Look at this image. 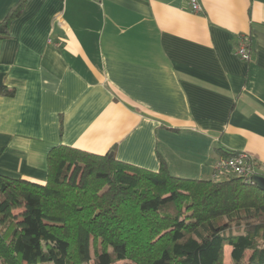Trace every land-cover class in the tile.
Segmentation results:
<instances>
[{"label": "crops", "instance_id": "0c3cea01", "mask_svg": "<svg viewBox=\"0 0 264 264\" xmlns=\"http://www.w3.org/2000/svg\"><path fill=\"white\" fill-rule=\"evenodd\" d=\"M197 1L26 0L0 41V175L45 184L57 146L186 179L223 153L262 169L264 0Z\"/></svg>", "mask_w": 264, "mask_h": 264}, {"label": "trees", "instance_id": "16d2710c", "mask_svg": "<svg viewBox=\"0 0 264 264\" xmlns=\"http://www.w3.org/2000/svg\"><path fill=\"white\" fill-rule=\"evenodd\" d=\"M226 247L231 264H264V190L237 177L179 178L163 160L150 171L68 146L49 152L45 184L0 175V264H224Z\"/></svg>", "mask_w": 264, "mask_h": 264}, {"label": "built area", "instance_id": "2783aa9c", "mask_svg": "<svg viewBox=\"0 0 264 264\" xmlns=\"http://www.w3.org/2000/svg\"><path fill=\"white\" fill-rule=\"evenodd\" d=\"M190 4L193 12L199 13L202 8L197 0H190ZM237 55L245 60L249 61L251 58L250 51L247 47V38L242 37L238 43L236 49ZM264 177V166L262 169L258 168L255 159L246 153H237L232 157H220L218 158L214 167V180H223L229 177H237L242 179L249 185H256L255 177Z\"/></svg>", "mask_w": 264, "mask_h": 264}, {"label": "water", "instance_id": "95a60500", "mask_svg": "<svg viewBox=\"0 0 264 264\" xmlns=\"http://www.w3.org/2000/svg\"><path fill=\"white\" fill-rule=\"evenodd\" d=\"M110 156H113V154H110ZM255 182L258 188H260L261 190H264V177L256 176Z\"/></svg>", "mask_w": 264, "mask_h": 264}, {"label": "rangeland", "instance_id": "374dc122", "mask_svg": "<svg viewBox=\"0 0 264 264\" xmlns=\"http://www.w3.org/2000/svg\"><path fill=\"white\" fill-rule=\"evenodd\" d=\"M15 214H18V212H16ZM230 251H231V248L230 247H226L225 248V261H224V264H231V262L229 261L230 260Z\"/></svg>", "mask_w": 264, "mask_h": 264}]
</instances>
